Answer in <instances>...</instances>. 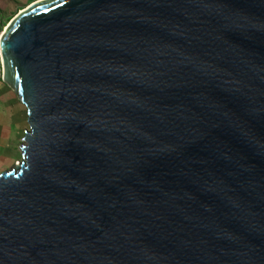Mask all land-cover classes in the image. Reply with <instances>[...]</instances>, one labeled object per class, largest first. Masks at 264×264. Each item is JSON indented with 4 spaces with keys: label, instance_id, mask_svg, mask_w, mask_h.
<instances>
[{
    "label": "water",
    "instance_id": "obj_1",
    "mask_svg": "<svg viewBox=\"0 0 264 264\" xmlns=\"http://www.w3.org/2000/svg\"><path fill=\"white\" fill-rule=\"evenodd\" d=\"M0 60V264H264V0H39Z\"/></svg>",
    "mask_w": 264,
    "mask_h": 264
},
{
    "label": "crops",
    "instance_id": "obj_2",
    "mask_svg": "<svg viewBox=\"0 0 264 264\" xmlns=\"http://www.w3.org/2000/svg\"><path fill=\"white\" fill-rule=\"evenodd\" d=\"M10 88L0 83V169L7 167L14 158L18 138L24 127L21 114L23 104L19 98L18 104L10 103L13 99V90Z\"/></svg>",
    "mask_w": 264,
    "mask_h": 264
},
{
    "label": "rangeland",
    "instance_id": "obj_3",
    "mask_svg": "<svg viewBox=\"0 0 264 264\" xmlns=\"http://www.w3.org/2000/svg\"><path fill=\"white\" fill-rule=\"evenodd\" d=\"M39 0H0V36L4 33L7 26L10 24L12 19L17 16L21 11L28 8L34 2ZM0 83L6 85L10 88L2 79V65L0 60ZM11 89V88H10ZM13 99L10 101L12 104H18V96L13 91ZM22 105V104H21ZM21 114L23 115L24 127L21 130V135L18 138V149L14 151V158L11 163L4 169H0V174L4 171H8L14 167V165L20 163L23 160L22 152L19 146L23 144V138L25 136V131L29 129V124L27 121V108L22 105ZM16 145V144H15ZM17 146V145H16Z\"/></svg>",
    "mask_w": 264,
    "mask_h": 264
},
{
    "label": "bare ground",
    "instance_id": "obj_4",
    "mask_svg": "<svg viewBox=\"0 0 264 264\" xmlns=\"http://www.w3.org/2000/svg\"><path fill=\"white\" fill-rule=\"evenodd\" d=\"M23 104V103H22ZM24 105V104H23ZM25 106V105H24Z\"/></svg>",
    "mask_w": 264,
    "mask_h": 264
}]
</instances>
